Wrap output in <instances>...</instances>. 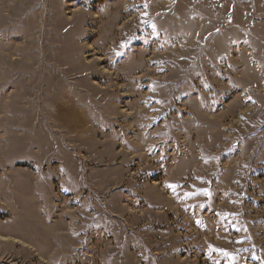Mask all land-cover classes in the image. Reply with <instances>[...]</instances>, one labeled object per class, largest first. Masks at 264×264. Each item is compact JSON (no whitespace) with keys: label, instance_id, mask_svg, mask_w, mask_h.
Wrapping results in <instances>:
<instances>
[{"label":"rangeland","instance_id":"1","mask_svg":"<svg viewBox=\"0 0 264 264\" xmlns=\"http://www.w3.org/2000/svg\"><path fill=\"white\" fill-rule=\"evenodd\" d=\"M0 264H264V0H0Z\"/></svg>","mask_w":264,"mask_h":264}]
</instances>
